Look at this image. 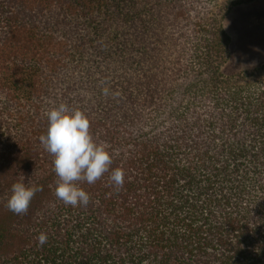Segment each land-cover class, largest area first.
<instances>
[{
    "label": "trees",
    "instance_id": "trees-1",
    "mask_svg": "<svg viewBox=\"0 0 264 264\" xmlns=\"http://www.w3.org/2000/svg\"><path fill=\"white\" fill-rule=\"evenodd\" d=\"M254 1L0 0V264H264V63L221 72ZM61 103L112 155L86 206L39 139ZM21 180L41 190L14 214Z\"/></svg>",
    "mask_w": 264,
    "mask_h": 264
},
{
    "label": "clouds",
    "instance_id": "clouds-1",
    "mask_svg": "<svg viewBox=\"0 0 264 264\" xmlns=\"http://www.w3.org/2000/svg\"><path fill=\"white\" fill-rule=\"evenodd\" d=\"M101 92L109 95L108 87H103ZM46 116L47 131L39 139L54 157L53 170L58 177L55 196L66 206H86L90 195L77 182L95 183L105 172H109L112 155L104 144L94 141L89 132L90 121L79 108L61 103L49 110ZM124 177V170L117 167L111 169L109 180L119 188L123 186ZM40 190L39 186H28L23 180L13 183L6 203L8 210L14 214L25 213ZM37 240L38 245L43 246L47 235L41 232Z\"/></svg>",
    "mask_w": 264,
    "mask_h": 264
},
{
    "label": "rangeland",
    "instance_id": "rangeland-1",
    "mask_svg": "<svg viewBox=\"0 0 264 264\" xmlns=\"http://www.w3.org/2000/svg\"><path fill=\"white\" fill-rule=\"evenodd\" d=\"M255 24L263 31L258 39L248 41L243 31L246 34L247 28ZM223 26L231 40L228 60L221 68L223 75H234L264 63V0L233 8L225 16Z\"/></svg>",
    "mask_w": 264,
    "mask_h": 264
},
{
    "label": "bare ground",
    "instance_id": "bare-ground-1",
    "mask_svg": "<svg viewBox=\"0 0 264 264\" xmlns=\"http://www.w3.org/2000/svg\"><path fill=\"white\" fill-rule=\"evenodd\" d=\"M247 29L249 30V32H246V34H245V31H243V35L248 41L249 40L252 41L253 39H258V37H260L261 32L263 31L262 30L263 27H261L260 25L257 26V24H255L253 27L247 28Z\"/></svg>",
    "mask_w": 264,
    "mask_h": 264
}]
</instances>
